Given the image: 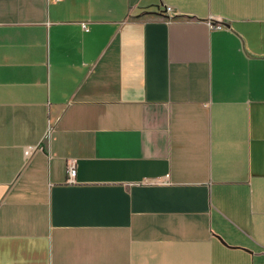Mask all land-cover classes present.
I'll return each instance as SVG.
<instances>
[{"label": "crops", "instance_id": "1", "mask_svg": "<svg viewBox=\"0 0 264 264\" xmlns=\"http://www.w3.org/2000/svg\"><path fill=\"white\" fill-rule=\"evenodd\" d=\"M0 264H264V0H0Z\"/></svg>", "mask_w": 264, "mask_h": 264}, {"label": "built area", "instance_id": "2", "mask_svg": "<svg viewBox=\"0 0 264 264\" xmlns=\"http://www.w3.org/2000/svg\"><path fill=\"white\" fill-rule=\"evenodd\" d=\"M83 28L86 30L87 27L85 24H83ZM67 174H68V181L69 182H74L75 177H76V164L75 162H70L68 167H67Z\"/></svg>", "mask_w": 264, "mask_h": 264}]
</instances>
